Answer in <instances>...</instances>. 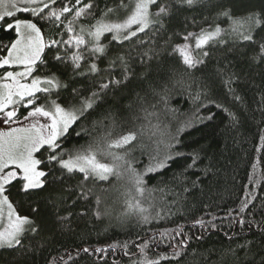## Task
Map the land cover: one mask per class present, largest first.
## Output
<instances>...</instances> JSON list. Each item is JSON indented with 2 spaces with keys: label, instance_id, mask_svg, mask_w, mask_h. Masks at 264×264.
I'll use <instances>...</instances> for the list:
<instances>
[{
  "label": "snow or ice",
  "instance_id": "snow-or-ice-1",
  "mask_svg": "<svg viewBox=\"0 0 264 264\" xmlns=\"http://www.w3.org/2000/svg\"><path fill=\"white\" fill-rule=\"evenodd\" d=\"M197 6L211 13L203 18L207 27L200 26L199 31L173 32L163 45L156 46L155 38L166 31V22L177 10ZM121 11L126 13L122 18ZM16 13H27L32 19H20ZM82 19L94 22L83 24ZM192 23L198 24L194 18ZM222 23L227 26L222 27ZM0 25L3 30L15 33V38L0 49L5 53L0 55V69H3L0 125H7L6 130L0 129V223H3L0 250L14 254L12 264H17L18 260L23 264H39L37 257L43 254L45 244L37 241V237L46 227L41 206L49 211L50 230L54 234L71 232L73 216L87 214H77L71 209L94 195L98 182L109 181L111 177L124 182L120 188L113 185L123 198L124 212L117 218L121 226L131 217L141 226L177 216L186 223L155 231L147 238L137 233L134 241L106 247H81L77 254L81 251L105 253L120 247L130 264H182L189 255L193 239H203L206 231L221 230L227 221L229 228L235 222L259 236V240H245L236 248L221 250L220 259L213 264H264V207L258 220L245 216L247 213L254 217L250 208L255 199L252 193H246V198L223 216L210 211L196 216L187 196L182 198L175 192L180 188L189 195L197 190L203 194L204 181L210 186L217 176L215 165L211 159L204 163L200 150L180 151L183 147L180 132L191 127L193 121L214 118L212 114L200 115V108L207 107L204 100L215 103L209 99L212 79L196 81L192 70L205 65L210 57L206 49L212 44L235 46L237 41L253 46L250 57L253 62H264V7L238 16L231 8L221 7L217 0H120L113 7L106 4L103 9L96 0H0ZM44 26L54 29L47 40L42 31ZM146 44L149 46L145 47ZM162 57L177 58L178 68L162 74L159 71ZM154 60L157 78L148 80ZM136 62L145 68L141 78L148 81L145 96L137 94L139 111L147 123H137L141 117L132 115L131 111L128 116H120L109 108L102 119L92 121L93 129H98L97 135L85 144L65 147L70 137L79 138L87 131L83 125L77 130L80 121L87 120L106 103L109 93L126 87L134 75L132 65ZM17 68L20 70H8ZM217 75L227 76L223 82L228 92L235 101L242 102V97L235 95L231 87L235 74L220 68ZM77 84L79 86H74ZM193 87L195 91H189V96L193 102L199 101V106L193 117L184 121L173 135L169 124L160 120V112L149 111V108L156 109L162 104L164 114L175 118L178 109L169 107L173 91ZM149 94L156 98L155 104L149 102ZM260 107L261 122H264V95ZM224 111L228 114L229 126L238 127L240 116L227 108ZM153 118L156 123H152ZM259 138L260 148L264 149V129L260 130ZM144 157L148 163L141 167ZM180 159L185 163L173 171L168 180L162 178L149 187L148 181L154 175H161ZM192 170L200 171L195 181L188 176ZM72 174H80L82 179L68 186L64 178ZM89 183L93 187H89ZM155 193L161 194L159 198ZM170 193L174 198L168 200ZM24 203L30 210L27 215L17 210L18 205ZM96 203H102L99 196ZM203 207L208 209L211 205ZM94 215L100 219L110 216L111 212L97 208ZM161 244H165L167 250L153 253L152 249H158ZM68 260H72L70 255ZM44 264H67V261L63 256L51 257L45 258Z\"/></svg>",
  "mask_w": 264,
  "mask_h": 264
},
{
  "label": "trees",
  "instance_id": "trees-1",
  "mask_svg": "<svg viewBox=\"0 0 264 264\" xmlns=\"http://www.w3.org/2000/svg\"><path fill=\"white\" fill-rule=\"evenodd\" d=\"M84 2H87V0H84ZM119 2L120 0H96L100 9H103L106 4L113 7ZM217 3L221 7L231 8L233 14L238 16L251 9L264 7V0H217ZM214 11L215 9H213ZM125 14L123 11L119 13V16L122 18ZM96 15L98 17L99 12ZM210 15L211 13L198 6L191 10H177L166 22V31L160 32L155 38L156 46L163 45L173 32L199 31L200 26L207 27L203 18ZM16 16L20 19H32L27 13H17ZM193 18L198 22L197 25H193ZM93 22L91 19L81 20L83 24ZM221 26L226 27L227 24L222 23ZM42 31L47 40L54 29L44 26ZM14 38V31H5L3 25H0V49L9 44ZM67 38V35H65L64 39ZM141 38H144L143 34H141ZM104 42L107 43V41ZM148 46L145 45V47ZM125 47H127V44ZM206 50L210 52V57L207 58L205 65L199 67L198 70H192L191 74L196 81L212 79L209 99L215 101V103H208L207 100H204L203 103L207 107L200 108V115L206 117L212 114L214 118L203 122L193 121L191 127L180 132L179 135L183 144L180 151L189 153L193 149L200 150L201 155L204 157V163H208L211 159L215 165L217 176L212 180L210 186H208L207 180L204 181L205 190L203 194L197 190L189 195L183 193L180 188H176L175 192L179 193L182 198L187 196L188 204L194 206L192 210L196 216L203 215L205 211L223 216L229 208L237 207L246 198V193H252L255 199L252 201L250 208L254 213V217L248 216L247 213H245V216L248 219L255 218L258 220L260 219V210L264 207V179H261V177H264V149L260 148L261 141L259 138L260 130L264 129V122H261L260 107L261 96L264 95V62H253L250 59L253 46L245 42L237 41L235 46L232 43L227 46L212 44ZM4 54L3 51H0V55ZM162 59L163 65L159 69L162 74L166 75L171 68H178L177 58L162 57ZM151 67L153 71L148 80H155L157 78L155 60L151 62ZM132 68L134 75L128 81L126 87L116 90L114 94L109 93L106 103L102 104L87 120L80 121V124L76 126L77 130H79L80 125H83L87 131L79 138L75 135L70 137L65 147L71 148L73 145L85 144L97 135L98 129H93L92 121L102 119L105 110L109 108L117 111L120 116H128L131 111L132 115L141 117L137 123H147L143 119V113L139 111L140 105L137 102V94L145 96L147 92L148 81L141 78V73L145 71V68L140 66L138 62L134 63ZM220 68H225L226 72L235 74L236 79L231 87L235 89V95L242 97V102L235 101L233 94L228 92L227 86L223 82L227 79V76L217 75V70ZM179 70L182 71V69ZM2 74L3 69H0V75ZM189 91L194 92L195 88L193 87L191 90L177 88L173 91L169 107L178 109L175 118L164 114L162 104H158L156 109L149 108V111L160 112V120L164 124H169L173 135L176 134L177 129L184 121L193 117L199 106L200 102H193L189 96ZM148 100L152 104L156 103V98H153L150 94ZM217 104L223 107H217ZM224 108L240 116L241 122L238 127L232 128L229 126V117ZM21 112L24 115L26 114L23 109H21ZM152 123H156L155 118H153ZM136 155L139 156L140 154L136 153ZM147 163L148 160L144 157L140 166L142 167ZM184 163L185 161L180 159L166 171H163L161 175H154L148 181L149 187L158 184L162 178L168 180L173 171L179 170V167ZM253 165H255V168H253ZM198 175H200L199 170H192L188 173L192 181H195ZM250 176L254 179L249 180ZM64 179L66 185L74 186L82 179V175L72 174L65 176ZM123 183V181L117 182L115 177H111L109 181L98 182L94 187V195L90 196L87 201L81 200L75 208L71 209L77 214L87 213L86 215L73 216V231L71 232L54 234L50 230L51 217L49 211L41 206V216L46 221V227L41 236L37 237V241L45 244L43 254L37 257L39 264H44L45 258L51 259V257L59 256H63L67 264H130L128 257L124 256L120 247L105 253L95 254H85L82 251L77 254V249L81 247H106L113 243L134 241L137 233L142 238H147L155 231L172 229L177 224L186 223L185 219L177 216L153 221L151 225L141 226L137 224L135 217H131L128 223L121 226L117 218L124 212L123 198L118 191L113 189V185L120 188ZM88 186L93 187L91 183ZM155 195L159 198L161 194L155 193ZM97 196L101 198L102 203L100 205L96 203ZM173 198L174 194L170 193L167 196L168 200ZM15 199L19 200L18 197H15ZM205 204L211 205V207L205 209L203 207ZM97 208L102 212L108 209L111 215L97 219L94 215ZM17 209L22 215H27L30 212L27 203L18 205ZM188 219H191V217ZM224 224L225 226L219 231H206L201 240L193 239L188 249L189 255L182 261V264H213L214 261L220 259L221 250L228 247L236 248L244 244L245 240H259V236L254 235L246 227L237 225L235 222H233L231 228L227 226V221ZM225 233H227V236ZM196 234L199 235V232H196ZM228 237H231V239ZM25 243L30 242L25 241ZM31 243H36V241ZM166 250V245L161 244L158 249H152V252H164ZM131 251L136 252L137 249L131 248ZM13 255L9 251L0 250V264H12ZM69 255L72 260H68ZM243 255L244 253L241 252L240 256ZM17 264H23V261L18 260Z\"/></svg>",
  "mask_w": 264,
  "mask_h": 264
},
{
  "label": "rangeland",
  "instance_id": "rangeland-1",
  "mask_svg": "<svg viewBox=\"0 0 264 264\" xmlns=\"http://www.w3.org/2000/svg\"><path fill=\"white\" fill-rule=\"evenodd\" d=\"M121 12H123V11H121ZM120 12V13H121ZM17 14V13H16ZM113 19H115V17H112ZM150 34V33H149ZM46 39V38H45ZM8 70H20L19 68H17V69H8ZM26 115V114H25ZM18 126H25V125H18ZM0 129H4V130H6L7 129V125H0ZM18 210V209H17ZM19 211V210H18ZM5 215H6V209H5ZM6 222V221H5ZM0 227H3V223H0Z\"/></svg>",
  "mask_w": 264,
  "mask_h": 264
}]
</instances>
